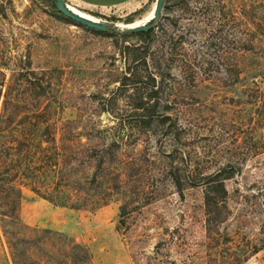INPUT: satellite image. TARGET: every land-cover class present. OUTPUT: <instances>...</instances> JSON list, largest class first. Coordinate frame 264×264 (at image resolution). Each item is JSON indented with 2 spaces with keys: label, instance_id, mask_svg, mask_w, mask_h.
<instances>
[{
  "label": "rangeland",
  "instance_id": "374dc122",
  "mask_svg": "<svg viewBox=\"0 0 264 264\" xmlns=\"http://www.w3.org/2000/svg\"><path fill=\"white\" fill-rule=\"evenodd\" d=\"M65 2L99 21L128 26L147 22L155 0ZM215 2L217 6L219 1ZM224 2L234 5L236 0ZM162 15L163 10L156 24ZM64 17L45 0H0V67L7 82L20 77L16 61L24 60L23 55L44 76V88L29 90V102L19 107L35 106L60 121L75 120L73 129L84 134H131L122 154L133 159L141 184L153 191L147 197L153 198L121 222V201L116 196L95 206L72 208L17 182L14 208L20 222L71 237L87 249L92 264H264V114L244 93L250 76L231 84L218 70L194 81L174 71V83L158 95L149 124L123 128L120 123L127 125L132 116L134 97L119 88L125 68L119 51L122 38L114 35L119 28L100 31ZM180 22L182 28L189 26V19ZM126 40L136 43L139 37L130 35ZM252 57L244 64L257 71L264 96V58ZM23 64L20 68L25 71ZM15 85L14 98L24 92L19 81ZM180 152L187 158L201 154L200 175L229 162L236 167L224 181L227 194L214 213L204 204L210 183L180 174L176 181L168 172L170 162L182 163ZM25 235L26 255L38 261L37 235L29 231ZM45 243L53 252L61 244L56 236ZM0 264H13L1 218Z\"/></svg>",
  "mask_w": 264,
  "mask_h": 264
},
{
  "label": "trees",
  "instance_id": "16d2710c",
  "mask_svg": "<svg viewBox=\"0 0 264 264\" xmlns=\"http://www.w3.org/2000/svg\"><path fill=\"white\" fill-rule=\"evenodd\" d=\"M45 1L56 9L52 0ZM215 1H219L217 6L212 3ZM224 1L230 0H164L163 15L153 29L114 34L122 38L119 51L125 63L119 88L134 97L132 116L126 119L127 125L120 123L123 128L132 130L149 124L154 118L151 110L164 87L174 83V71L184 80L194 81L200 75L211 76L218 70L231 84L250 76L244 93L264 114V96L255 78L257 71L244 64L249 56L264 58V0H236L234 5ZM183 18L189 19L187 28H182ZM130 35L138 36V42L126 40ZM187 43L191 47L187 48ZM22 57L24 60L16 61L20 77H11L10 83L0 67V218L10 257L13 264H92L87 249L71 237L20 222L14 208V197L19 193L15 184L26 183L42 198L72 208L95 206L116 196L121 201V222L133 210L150 202L153 197L147 196L153 191L141 184L133 159L122 154V146L131 134L124 136L121 131L84 134L73 129L75 120L60 121L48 111L34 109L35 106L19 107L29 102L27 96L31 90L44 88L43 74L32 69L28 55ZM22 63L25 71L20 68ZM15 81L24 90L16 98L13 97ZM171 133L178 137L174 129ZM179 159L182 163L170 162L171 177L177 181L179 174L191 180L200 176L210 183L204 191V204L209 213H214L227 194L224 181L233 176L236 167L229 162L204 176L199 174L203 168L200 153L188 154L187 158L180 152ZM26 231L37 235L35 239L41 246L38 261L27 256L23 248L29 243ZM53 236L61 242L54 252L44 246Z\"/></svg>",
  "mask_w": 264,
  "mask_h": 264
},
{
  "label": "water",
  "instance_id": "95a60500",
  "mask_svg": "<svg viewBox=\"0 0 264 264\" xmlns=\"http://www.w3.org/2000/svg\"><path fill=\"white\" fill-rule=\"evenodd\" d=\"M52 3L60 14L86 27L100 31H108L114 29V27H118L121 33H136L146 32L155 27L156 22L163 10L164 0H155L151 17L147 22L133 26H123L112 22L99 21L88 18L69 7L65 0H52Z\"/></svg>",
  "mask_w": 264,
  "mask_h": 264
},
{
  "label": "bare ground",
  "instance_id": "6f19581e",
  "mask_svg": "<svg viewBox=\"0 0 264 264\" xmlns=\"http://www.w3.org/2000/svg\"><path fill=\"white\" fill-rule=\"evenodd\" d=\"M69 5V4H68ZM69 7H71L73 10H75L76 12H78V13H80L81 15H83V16H86V14H84V13H81V12H79L78 10H76L74 7H72L71 5H69ZM153 10V9H152ZM151 14H152V11L145 17L147 20H149L150 19V17H151ZM86 17H88V18H91V19H94V20H98V18H95V17H91V16H86ZM138 24V23H137ZM137 24H134V25H137ZM127 26V25H126ZM128 26H133V25H128Z\"/></svg>",
  "mask_w": 264,
  "mask_h": 264
}]
</instances>
